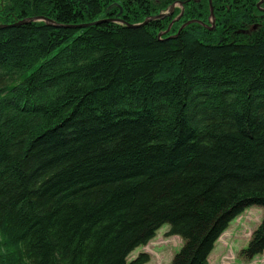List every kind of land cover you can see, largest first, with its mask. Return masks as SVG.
<instances>
[{
  "label": "trees",
  "instance_id": "1",
  "mask_svg": "<svg viewBox=\"0 0 264 264\" xmlns=\"http://www.w3.org/2000/svg\"><path fill=\"white\" fill-rule=\"evenodd\" d=\"M175 2L179 32L180 8L153 18ZM260 8L0 0V264H144L127 259L164 226L182 241L170 264H208L251 207L241 254H262Z\"/></svg>",
  "mask_w": 264,
  "mask_h": 264
},
{
  "label": "rangeland",
  "instance_id": "2",
  "mask_svg": "<svg viewBox=\"0 0 264 264\" xmlns=\"http://www.w3.org/2000/svg\"><path fill=\"white\" fill-rule=\"evenodd\" d=\"M260 2H257V4ZM256 4V6H257ZM260 6V4H259ZM258 6V7H259ZM182 7L181 2L173 3L162 18L171 17L174 9ZM260 10H262L260 8ZM179 14V13H178ZM178 14L172 19L175 23ZM214 20L210 10L208 23L203 27L209 26ZM188 23V22H187ZM185 26L183 23L181 26ZM263 215L262 208L251 207L231 221L225 232L218 238L211 254L208 257V264H264V252L249 260L242 256V250L247 247L252 232L260 224ZM182 241L178 236L168 235V227L160 228L154 237L143 247L136 248L127 259L128 262L135 260L138 256H145L144 264H170L173 256L180 250Z\"/></svg>",
  "mask_w": 264,
  "mask_h": 264
},
{
  "label": "flooded vegetation",
  "instance_id": "3",
  "mask_svg": "<svg viewBox=\"0 0 264 264\" xmlns=\"http://www.w3.org/2000/svg\"><path fill=\"white\" fill-rule=\"evenodd\" d=\"M180 12L178 14V18L176 19L177 21L175 22L177 24V31L180 29L181 25L184 23V17H183V8L181 7L180 8ZM264 9V8H262ZM219 19L218 18H214L213 22L209 25V26H206L205 29H207L208 31H213L215 26L218 24V21ZM190 21V20H188Z\"/></svg>",
  "mask_w": 264,
  "mask_h": 264
},
{
  "label": "water",
  "instance_id": "4",
  "mask_svg": "<svg viewBox=\"0 0 264 264\" xmlns=\"http://www.w3.org/2000/svg\"><path fill=\"white\" fill-rule=\"evenodd\" d=\"M209 2H210V0H208ZM259 4L260 3H258L257 4V7L259 6ZM211 10H212V8H211ZM163 16H165V14H163V15H159V16H157V17H153L154 19L155 18H162ZM152 19V18H151ZM39 21H44V22H46L47 24H53L51 21H46V20H43V19H38ZM103 21H98V22H94V23H89V24H86V25H80V26H77V27H73V28H79V29H81V28H86V27H88V26H91V25H98V24H100V23H102ZM104 22H107V21H104ZM19 24H22V23H19ZM144 24H146V22H144V23H142L141 25H144ZM172 24V23H171ZM170 24V25H171ZM54 25V24H53ZM56 26V25H55ZM56 27H58V26H56ZM132 27H136V26H132ZM184 27V25L183 26H181L180 27V29L178 30V32L182 29ZM168 31V30H167ZM166 31V32H167ZM178 32L176 33V35L178 34ZM159 37H160V35H159Z\"/></svg>",
  "mask_w": 264,
  "mask_h": 264
}]
</instances>
